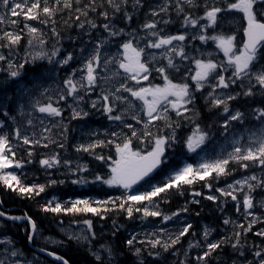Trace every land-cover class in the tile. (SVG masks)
<instances>
[{
	"label": "snow or ice",
	"instance_id": "obj_1",
	"mask_svg": "<svg viewBox=\"0 0 264 264\" xmlns=\"http://www.w3.org/2000/svg\"><path fill=\"white\" fill-rule=\"evenodd\" d=\"M9 194L0 264H264V0H0Z\"/></svg>",
	"mask_w": 264,
	"mask_h": 264
},
{
	"label": "trees",
	"instance_id": "obj_2",
	"mask_svg": "<svg viewBox=\"0 0 264 264\" xmlns=\"http://www.w3.org/2000/svg\"><path fill=\"white\" fill-rule=\"evenodd\" d=\"M94 127H96V125ZM41 182H43V177H41ZM49 191L52 193H55L58 196H63L65 198L69 196H76V195H90L93 197L102 195V191L99 188H90V187L84 188V187H79V186H73L70 183L67 184L66 186L50 189ZM0 199H3L4 201H6L3 207L11 214L19 215V214H22L24 211H28L31 215L37 217V219L44 218L43 214H39V215L37 214V205L35 203L27 202V206H25V204L20 203L11 194L7 196H0ZM178 203L182 204L183 201L182 200L178 202L171 201L170 202L171 209L175 210ZM206 203H210V202H206ZM165 210H167V208ZM203 216L205 217L204 222H208L214 219L212 217V209H210L209 207L204 208ZM118 223L124 224L125 221L122 218H120L118 219ZM137 224H138V221H137ZM110 227H111V220L108 221V228H105L104 231L107 232ZM44 228L50 229V230L44 231L43 236L45 235H59L60 236L56 223L51 221V218H48L47 222L44 224ZM15 231L16 229L13 228V232ZM44 245H45V242L38 238L36 245H29V247L30 248H32V246L40 247ZM53 248H57L60 253H63L65 258L69 260V264H84L85 259L89 258L87 257V252L84 250V248H81L74 243L72 244L71 247H68L67 245H65L62 248L59 246L56 247L54 245H48V250H52ZM171 261L172 260H170L169 264H171Z\"/></svg>",
	"mask_w": 264,
	"mask_h": 264
},
{
	"label": "bare ground",
	"instance_id": "obj_3",
	"mask_svg": "<svg viewBox=\"0 0 264 264\" xmlns=\"http://www.w3.org/2000/svg\"><path fill=\"white\" fill-rule=\"evenodd\" d=\"M95 125H93V127H94ZM85 187V186H84ZM139 223V222H138ZM32 248L34 249V250H37L39 247L38 246H32ZM44 257V254H40V258L41 257ZM50 258V259H49ZM47 259H49V260H51V257H48Z\"/></svg>",
	"mask_w": 264,
	"mask_h": 264
},
{
	"label": "rangeland",
	"instance_id": "obj_4",
	"mask_svg": "<svg viewBox=\"0 0 264 264\" xmlns=\"http://www.w3.org/2000/svg\"><path fill=\"white\" fill-rule=\"evenodd\" d=\"M169 227H171L170 225H169ZM45 237H49V236H45ZM39 239H41V240H43L44 241V239L43 238H39ZM45 242V241H44ZM46 243V242H45ZM54 246H56V247H58L57 245H54ZM59 247H61V246H59ZM62 248V247H61ZM40 258V257H39ZM41 260H43L44 259V257L42 256L41 258H40ZM50 259V258H49ZM48 259V260H49Z\"/></svg>",
	"mask_w": 264,
	"mask_h": 264
}]
</instances>
